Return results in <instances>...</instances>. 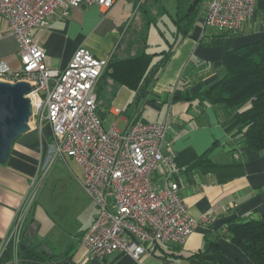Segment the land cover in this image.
I'll use <instances>...</instances> for the list:
<instances>
[{
    "label": "crops",
    "instance_id": "1",
    "mask_svg": "<svg viewBox=\"0 0 264 264\" xmlns=\"http://www.w3.org/2000/svg\"><path fill=\"white\" fill-rule=\"evenodd\" d=\"M139 1L118 0L107 14L95 4L60 8L46 26L34 28L33 38L45 49L49 67L64 68L81 46L98 58L125 59L147 50V42L139 39L140 29L154 27L164 37V29L170 30L171 40L166 39V47L155 52L171 50L172 54L149 83L148 92L138 96L135 90L103 75L97 85V111L105 128L124 129L134 115L168 124L164 153L181 167L176 180L197 225L184 243H148L147 253L139 260L123 251L104 259L89 258L81 239L98 209L83 186V167L73 158L81 171H68V186L44 207L40 198L37 204L35 200L21 240L53 254L55 263L66 258L67 264H255L230 239L227 228L236 219L259 218L264 210V150H252L235 138L241 122L238 111L227 122L223 106L196 93L220 80L227 50L262 37L264 0H257L254 14L234 34L205 26L209 0H176L174 9L162 0H150V12L146 9V14L137 16ZM191 13L195 19L185 34L181 29L188 26ZM18 51L10 23L0 15V60L18 70L22 67ZM161 57L155 55L153 64ZM187 86L191 98L183 97ZM109 116L117 119L107 122ZM30 125L14 142L8 160L0 163V264L4 251L14 246L9 238L32 178L42 174L41 167L49 158L62 157H54L50 122L33 117ZM62 158L67 160V156ZM162 173L160 167L155 174L158 184ZM19 247L25 246L20 242L14 247L9 264H23Z\"/></svg>",
    "mask_w": 264,
    "mask_h": 264
},
{
    "label": "built area",
    "instance_id": "2",
    "mask_svg": "<svg viewBox=\"0 0 264 264\" xmlns=\"http://www.w3.org/2000/svg\"><path fill=\"white\" fill-rule=\"evenodd\" d=\"M118 0H0V15L19 42L22 67L13 70L0 60V80H26L31 90L32 116L47 119L53 130L56 156L74 158L84 170L83 186L98 214L81 241L89 258L104 259L123 251L139 260L151 242L184 243L197 225L187 209L176 180L181 167L164 153L166 122H149L134 115L124 129H106L98 115L97 85L110 61L79 47L64 68L49 67L45 49L33 30L46 26L60 8L95 4L107 14ZM257 0H209L205 26L238 33L255 12ZM120 112V109H116ZM162 167V182L155 174ZM32 178L9 241L18 247L26 216L50 168ZM10 244V243H9ZM71 264V263H69Z\"/></svg>",
    "mask_w": 264,
    "mask_h": 264
},
{
    "label": "trees",
    "instance_id": "3",
    "mask_svg": "<svg viewBox=\"0 0 264 264\" xmlns=\"http://www.w3.org/2000/svg\"><path fill=\"white\" fill-rule=\"evenodd\" d=\"M188 26L181 29L190 32L195 14L191 13ZM162 54L153 64L155 55ZM172 51L149 52L125 59L111 57L104 76L135 90L138 96L148 92V85L169 60ZM224 72L218 82L198 93L197 96L211 104L223 106L226 120L230 122L239 112L240 125L235 138L252 150H264V34L261 38L234 49L227 50L223 60ZM184 98H191L188 86ZM230 239L243 248L255 264H264V210L259 218L236 219L228 225ZM19 259L23 264H67V259L55 263L54 255L21 240ZM14 246L3 253L1 264H9L14 256Z\"/></svg>",
    "mask_w": 264,
    "mask_h": 264
},
{
    "label": "water",
    "instance_id": "4",
    "mask_svg": "<svg viewBox=\"0 0 264 264\" xmlns=\"http://www.w3.org/2000/svg\"><path fill=\"white\" fill-rule=\"evenodd\" d=\"M29 81L0 80V163H5L14 142L31 129L32 102L26 95Z\"/></svg>",
    "mask_w": 264,
    "mask_h": 264
},
{
    "label": "rangeland",
    "instance_id": "5",
    "mask_svg": "<svg viewBox=\"0 0 264 264\" xmlns=\"http://www.w3.org/2000/svg\"><path fill=\"white\" fill-rule=\"evenodd\" d=\"M165 2V5L170 8L174 9L176 5V0H162ZM150 0H140L137 5V16H140L139 13L146 14V9L148 12H150V6L152 4H149ZM159 9V8H158ZM134 30V29H132ZM164 33L166 34L165 37L161 35L159 29H155L152 27V29H140L139 39L142 38L143 41L147 42V51L154 52L155 50H161V46L166 47V39L171 40V34L169 29H164ZM147 35V38L145 37ZM141 40V41H142ZM156 61V59H155ZM100 88H97V91L99 92ZM132 109L135 106V102L132 103ZM125 108H121L125 110ZM134 110V109H133ZM109 119L107 122H110L111 119H117L116 117L109 116ZM109 128V127H107ZM106 128V129H107ZM53 156V155H52ZM48 163H50V168L46 174V176L43 178L40 187L38 189L37 197H36V204L38 202V199L42 201V204L44 207L45 203L48 204L51 201V198L53 195H62V190L65 188V186H68L69 176L67 174L68 171H81L80 166L75 162V160L69 156H67V160L63 159L62 157H57L55 160L49 158L47 160ZM54 162V164H53Z\"/></svg>",
    "mask_w": 264,
    "mask_h": 264
}]
</instances>
